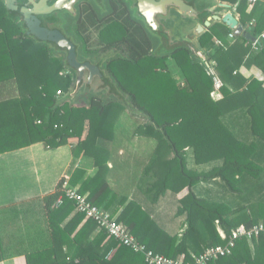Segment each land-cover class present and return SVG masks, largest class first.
Wrapping results in <instances>:
<instances>
[{
    "label": "trees",
    "instance_id": "trees-1",
    "mask_svg": "<svg viewBox=\"0 0 264 264\" xmlns=\"http://www.w3.org/2000/svg\"><path fill=\"white\" fill-rule=\"evenodd\" d=\"M228 1L237 3L242 25L257 37L264 30V4L259 8L262 3ZM131 30H135L132 22H109L101 35L104 48L125 43L126 54L100 60L101 76L88 82L76 76L66 57L57 55L55 43L31 35L22 16L0 0V88L13 87V95L0 99V152L39 141L54 148L73 138L74 153L91 156L97 168L78 190L89 192V199L106 210L111 203L106 202L110 152L103 143L114 138L118 114L128 109L144 119L135 133L157 141L155 158L146 168L157 177L150 189L156 190L153 200L168 189L179 194L185 188L178 198V213L185 215L186 228L178 239L134 202L117 220L155 252L191 261L206 247L225 242L232 230L264 224V39L254 49L244 33L230 39L232 29L217 20L199 35V47L190 40L154 46L145 29L138 25V37ZM77 35L89 53L81 32ZM242 66H256L261 76H245ZM174 67L181 80L172 75ZM96 80L97 90H106L104 95L92 93ZM80 88L87 95L84 102L65 100ZM216 90L219 97L213 95ZM82 172H73L72 185ZM63 180L44 196L54 239L61 217L75 210L69 198L56 202ZM62 209L66 212L57 221ZM75 212L76 222L68 234L84 218ZM90 224L96 227L87 219L81 230ZM106 237L100 251L82 254L77 262L66 260L56 239L54 247L60 253L53 251L50 263L46 252L38 251L26 256L27 264H147L141 253L104 232ZM207 264H264V237L250 241L241 237L231 254Z\"/></svg>",
    "mask_w": 264,
    "mask_h": 264
},
{
    "label": "crops",
    "instance_id": "crops-1",
    "mask_svg": "<svg viewBox=\"0 0 264 264\" xmlns=\"http://www.w3.org/2000/svg\"><path fill=\"white\" fill-rule=\"evenodd\" d=\"M189 2L198 14L196 17L182 15L176 9L180 15V19L176 20H181L184 26L178 29L172 28L173 44L190 40L199 47L198 37L208 27L204 22L212 15L209 8L215 6L216 11L221 10L219 4L222 2L230 4L228 10L241 23L240 15L236 11L237 3L228 0H189ZM263 4H259V8ZM256 16L255 14L247 21L246 25L249 26L250 21H255ZM199 24L203 25L201 32H197ZM243 28L247 30L245 26ZM209 62L206 63L213 64V61ZM240 72L247 77L261 76V71L256 66H242ZM10 95H13L12 85L7 84L0 88V99L8 98ZM213 95L219 97L220 93L216 90ZM130 115L132 114L128 109L124 110L121 116L122 126L118 127V122L114 138L103 143L110 152L106 175L110 193L106 197V202L111 199V203L106 210L118 218L127 204L139 203L168 233L177 235L178 239H181L186 221L185 215L178 213L180 206L178 198L185 193V188L179 194L168 189L156 201L153 200L156 190L150 189L157 177L153 171L147 172L146 168L155 158L157 141L152 137L136 134V121L132 120ZM69 141L54 148H46L44 143L39 141L0 152V245L3 254L0 264H27L26 256L38 251L46 252V261L50 263L53 251L60 253V250L54 247L56 239L62 246L61 251L67 255L66 260L77 262L82 254L93 256L108 240V237L103 238V231L91 224L81 230L87 220L85 218L68 234V230L76 222V212L72 210L62 218L61 214L66 212L64 209L57 216V221L60 217L61 220L54 239L44 196L53 192L64 176H67L69 185L79 189L81 184L97 171L92 157L81 151L74 153L75 140L72 138ZM76 169H81L83 172L72 185L70 179ZM85 193L89 195V192ZM124 199L125 202L122 203ZM80 230L77 238L75 235ZM218 230L222 235L221 229Z\"/></svg>",
    "mask_w": 264,
    "mask_h": 264
},
{
    "label": "flooded vegetation",
    "instance_id": "flooded-vegetation-1",
    "mask_svg": "<svg viewBox=\"0 0 264 264\" xmlns=\"http://www.w3.org/2000/svg\"><path fill=\"white\" fill-rule=\"evenodd\" d=\"M55 1L58 0H48L47 4L51 5ZM185 1L191 4L189 0ZM15 3L29 7V4L26 3L25 0H15ZM63 3L70 4L48 14H36L33 18L39 21L40 26L47 29L59 30L70 40L74 44L76 51L75 59L78 63L88 62L98 67L99 70L100 66L97 63L100 60L105 61L119 54H126L125 43L119 42V46L104 48L105 44L101 41L102 32L112 20L122 21L123 23L127 21L134 23L135 30H131V33H134L136 37H138L139 25V27L145 29L154 46H159L164 42L173 44L172 28L175 27V23L181 21L176 20L180 19V15L176 11L177 8L172 5L167 6L166 10L158 11L154 14L156 25H153L150 24L146 17L140 12L138 0H63ZM91 22L94 23L90 24ZM94 30L96 31L95 44L97 41V46H101V50H98V52L94 50V46H90L92 43L91 41H93L90 31L93 34ZM79 31L87 41V48L90 50L89 53H86L82 48L83 42L77 35ZM163 32L166 35H163ZM57 47L59 48L56 50L57 55L64 56L67 59L66 48L58 45ZM75 70L76 76L79 79L89 77V70H87V68L83 69L81 77L79 71L76 68Z\"/></svg>",
    "mask_w": 264,
    "mask_h": 264
},
{
    "label": "built area",
    "instance_id": "built-area-1",
    "mask_svg": "<svg viewBox=\"0 0 264 264\" xmlns=\"http://www.w3.org/2000/svg\"><path fill=\"white\" fill-rule=\"evenodd\" d=\"M246 1L250 6L257 3H264V0ZM253 22L254 20L250 21V24ZM234 35L235 34L232 31L228 34V37L233 39ZM262 39H264V30H262L253 40L252 46L254 49L258 48V40ZM216 43H220V40L216 39ZM219 85V80H216V86ZM58 94H60V91H58ZM63 178L64 180L61 185L62 192L56 202L58 204L61 203L63 197L71 199L74 202L75 210L82 213L85 219H91L94 221L98 229L104 231L108 236L117 239L119 244L129 246L134 251L141 253L147 264H207L208 261L212 259L231 254L236 245L237 239L241 237H244L249 241L260 236L264 237V224H255L249 228L240 226L232 230L225 242L206 247L201 253L193 256L191 261H185L183 256H180L179 258L167 257L148 248L144 243L136 239L124 223L118 221L117 218L107 210L94 204L86 193H82L77 188L69 185L67 176H64ZM221 236L223 238L226 237L224 233H222Z\"/></svg>",
    "mask_w": 264,
    "mask_h": 264
},
{
    "label": "water",
    "instance_id": "water-1",
    "mask_svg": "<svg viewBox=\"0 0 264 264\" xmlns=\"http://www.w3.org/2000/svg\"><path fill=\"white\" fill-rule=\"evenodd\" d=\"M29 4V7L16 4L15 0H4L6 7L10 10L16 11L22 16L24 20L27 31L34 37L54 42L60 47H64L67 50V61L68 63L75 67L82 76L83 69L87 68L89 70V77L86 78L88 82H92L95 77H100L101 73L98 67L91 65L90 63H78L75 59L76 51L74 44L68 40L59 30L47 29L40 26L39 21L33 18L36 14H48L62 7L68 6L70 3H63V0H58L53 2L51 5L47 4L48 0H25ZM68 2V1H67ZM175 6L182 15L194 16L196 17L198 11L194 8L192 4L187 3L185 0H138V6L140 12L146 17L150 24L156 25L154 14L158 11L166 10L167 6ZM221 10L216 11L213 7L209 8V12L212 15L208 16L204 24L209 26L211 20L221 21L229 26L234 34L244 33L246 37L250 40H254L255 37L243 28V25L238 22V19L234 14L228 10L230 4L220 3ZM203 28L202 24L197 27V32H201ZM81 79V78H80Z\"/></svg>",
    "mask_w": 264,
    "mask_h": 264
},
{
    "label": "rangeland",
    "instance_id": "rangeland-1",
    "mask_svg": "<svg viewBox=\"0 0 264 264\" xmlns=\"http://www.w3.org/2000/svg\"><path fill=\"white\" fill-rule=\"evenodd\" d=\"M184 26V23H182V22H179V23H175V27L178 29V28H180V27H183ZM90 34H91V37H92V39H93V41H91L92 43H91V47H93L94 46V50L95 51H97L98 52V50H101V46H97V41H96V44H95V34H96V31L94 30L93 31V34H92V32L90 31ZM93 49V48H92ZM210 63V62H209ZM171 72H172V75L174 76V77H176L177 79H179V80H181V78H180V73H179V71L174 67V68H172V70H171ZM85 80V79H84ZM100 83V81L99 80H96V81H94L92 84H91V91H93L92 93H100V90H97V86H98V84ZM81 90H83V88H80V90L79 91H75V92H72L71 93V96L69 97L68 96V98H65L66 97V94L65 95H61L62 96V98H65V100H68V101H70L71 103H79V102H84V100H85V96H87L86 95V93L85 92H83V91H81ZM102 91V93H100V94H102V95H104L105 94V91L106 90H101ZM88 93V92H87ZM84 96V97H83ZM109 99V98H108ZM124 113V111L122 110L119 114H118V117H117V119H116V121H115V125H114V133H115V128H116V125H117V123H118V127L119 126H122V122L123 121H121V120H123V118L121 117L122 116V114ZM130 117L132 118V120L134 119L135 121H136V125L138 126L140 123H142L143 121H144V119L142 118V117H139L138 115H136V116H133V115H130ZM137 128V127H136ZM233 200V199H232ZM243 201V200H242ZM242 201H240V204H241V202ZM234 202V201H233ZM232 202V203H233ZM235 206L237 205V204H234Z\"/></svg>",
    "mask_w": 264,
    "mask_h": 264
}]
</instances>
